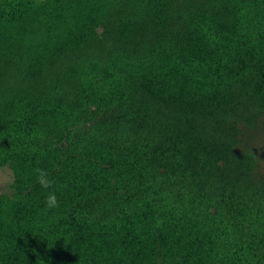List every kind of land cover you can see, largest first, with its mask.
Masks as SVG:
<instances>
[{"label":"rangeland","instance_id":"rangeland-1","mask_svg":"<svg viewBox=\"0 0 264 264\" xmlns=\"http://www.w3.org/2000/svg\"><path fill=\"white\" fill-rule=\"evenodd\" d=\"M51 4L44 12L25 9L10 23L0 24V154L10 135L20 137L30 149L24 164L13 155L0 157V194L14 187L13 195L27 200L14 206L20 210L18 219L37 229L28 202L40 195L38 168L47 170L55 181L59 201L52 210L44 204L43 212L60 210L61 196L69 203L102 204L99 194L116 190L121 198L116 203L129 204L145 190L140 177L146 176L159 180L155 192L161 195L167 191L183 196L193 187L201 205L210 211L220 204L215 187L222 186L225 192L254 191L256 183L242 175L248 166L237 147L243 126H258L264 118V36L257 32L263 25L264 0H52ZM253 24L255 32L250 36ZM199 29L210 35H200ZM141 43L144 49L138 51ZM127 54L131 59L138 55L136 61L125 65L121 58ZM230 61L234 62L231 75L226 69ZM207 62L218 76L213 86L206 76ZM82 71L92 75L91 84L78 74ZM87 99L94 102L87 107L90 122L118 119L126 126L129 121L132 148L117 143L118 148L121 144L126 148L117 155L89 136L79 158L73 152L58 165L57 159L43 163V152L57 153L69 133L77 130L78 122L67 120V114L84 112ZM125 113L130 117L125 118ZM141 124L150 130L144 132ZM89 129L87 124L85 130ZM163 129L177 131L173 140L185 146L188 158L180 161L183 156L177 150L169 153L171 141L165 139L163 148L161 137L150 135ZM128 156L133 160L129 164ZM21 174L31 176V181L25 184ZM66 179L76 186L62 194L58 185ZM96 207H91L95 216L87 226L74 219V212L56 214L47 244L35 254L20 253L24 257L3 264H142L141 255L117 252L120 240L114 236L122 226L111 224L114 216L101 215ZM135 212L133 208L130 215ZM139 219L134 218V225ZM132 223L126 222L129 229ZM128 228V233H135L134 227ZM64 234L71 241H63ZM179 241L175 238L154 252L153 264H248L250 260L248 254L220 241L208 248L185 242L179 246Z\"/></svg>","mask_w":264,"mask_h":264},{"label":"trees","instance_id":"trees-1","mask_svg":"<svg viewBox=\"0 0 264 264\" xmlns=\"http://www.w3.org/2000/svg\"><path fill=\"white\" fill-rule=\"evenodd\" d=\"M51 3L52 0H0V24L3 22L10 23V20L14 16L25 9H30L34 12H44L47 7L46 5L50 4L52 6ZM51 9L49 15L53 17L54 10L52 7ZM249 11H251V7H249ZM261 23L263 25H258L260 30L257 32L261 36H264V20ZM241 27H244V25L242 24ZM254 29L255 25L253 24L248 30L250 32L248 35L253 36ZM198 33L202 36L210 35L208 34L209 32L207 33L202 29H199ZM2 37V33H0V39ZM144 46V43L138 45V51L142 47L144 49ZM136 57L134 55V59H131V56L127 54L122 55L121 59L125 65H129L130 62L136 61ZM129 58L130 60L127 62ZM233 63V61H230L228 65L226 63V69H228L229 75L233 73ZM0 66H3L1 60ZM205 66L208 69L206 76L210 80V86H213L218 76L212 71L210 62H207ZM138 67L144 71L143 65H139ZM110 68L115 70L114 66ZM141 69L139 70L141 71ZM78 74L86 77V84H91L89 80L92 78V75L90 73L87 74V72L82 71ZM101 90L104 93L107 89L103 87ZM93 103L92 100L87 99L84 112L80 114L76 113L75 115L67 114V120L78 122L77 130L69 133L66 142L57 153L48 154L47 152H43V163H55L57 159L55 165H58L61 158L66 159L73 152L77 153V157L79 158L81 150L85 148L86 142L90 140L89 136L98 140L101 145L105 146L102 147L107 148V151L117 155L123 154L126 149L123 148L122 144L118 148L117 143H125L124 147L132 148L133 135L128 131L130 127L129 121L126 126L122 125V122L118 119L111 120L105 118L104 123L99 121L97 124L93 121L90 122L87 116V107ZM124 116L125 118H129L130 114L125 113ZM87 124L90 128L88 131L85 130ZM138 127L146 133L150 130V127H145L143 124ZM242 130L244 133L239 138L240 141L238 142L237 149L241 153V157L247 162L248 167L246 168V173H240L243 177L246 176L248 180L250 179L251 183H256L254 185V191L251 193H240L239 191H232L230 188V190L225 192V188L222 186L215 187L213 191L220 198L218 201L220 208H213L212 211L201 205L200 199L198 198L199 192L195 194L193 187H190L188 192H184L183 196L167 191L161 195L155 192V188L159 184L157 178H154L152 181L147 176L143 178L136 176V180H139V177L143 180L146 188L145 190L143 189L144 191L139 196L132 199L129 204L124 202L123 206H119L116 203L121 201V198H118L119 192L116 190L106 191L101 193V195L99 194L103 200L102 204L98 203L97 200H94L92 205H89L90 202L84 204L82 200V202L78 200L77 203H69L67 201L64 202V197L61 196L59 199L62 202L60 203V210L55 211V213L49 211L43 212L42 207L45 204L46 195L49 192H55L57 194L54 188L56 185L54 184L50 189H43L38 185L37 193L40 195L33 197L28 202L30 209L32 208L30 213L32 212L34 214L32 220L36 221L37 229H29L30 225L18 219L20 210L14 207L15 204L24 205V202H27V200L14 196V187H12L13 189L9 188L5 195L0 194V264H3L12 257H24L20 253L32 251L35 254L40 246L47 244V231L52 229V220L56 218V214H60L61 212L68 213L69 211L74 212V219L78 223L87 226L91 222V218L95 216L91 214V207L95 205H98L96 208L99 209L101 215L114 216L111 218V224L122 226L116 230L114 236L115 239L120 240L117 252L122 256L130 254V252L137 256L141 255L142 264H153L152 254L160 250L162 251L163 249L161 248H164L169 241L175 238L180 240L179 246H181V242H185L191 244L192 247L201 245L205 248L213 246L216 242L220 241L224 243V247L248 254L250 258L248 264H264V118L258 121V126L244 125ZM154 131L150 135L153 137L156 136L158 140L161 137L162 143L160 146L164 145L163 148H165V139L168 142L171 141L173 148L169 150V153H172L173 149L175 150L174 152L177 150L181 154V157L183 156L182 159L179 158L180 161L189 157V151L185 152L184 150L186 149H182L185 146L177 145L176 141L173 140V136L177 132L176 130L163 129L162 131ZM0 140H2L1 135ZM8 141V143L3 141L0 157L13 155L16 162L19 159L20 163H26L30 156L28 152L30 150L29 147L26 148L23 145V140L16 135L13 137L10 135ZM53 142V140H50L48 143L51 145ZM144 144L146 145L147 143ZM259 144H262V146L259 147ZM64 147H66V150H63ZM148 148L149 146L145 149L148 150ZM157 148H159L158 145L156 148L153 147L152 150L154 149L156 151ZM181 150L183 153H181ZM131 161L133 160L128 156L126 163L129 164ZM15 171L17 173L16 169ZM32 171L34 169H31ZM58 172L60 171L58 170ZM21 175L25 184L31 181V176ZM66 180V182L58 185V187H63L62 194L69 193L76 186L74 180ZM203 193L201 195L206 194ZM152 197L158 199L153 201ZM113 200L115 204L113 206L109 205V202ZM133 208H136V212L130 215ZM136 216H139L140 219L134 225V218ZM108 219L110 220L109 217ZM129 221L133 222L130 227L131 229L126 224ZM133 227L135 231H133ZM127 228L137 233V235L135 233H128ZM89 229L86 230L89 231ZM91 232L93 233L94 229ZM61 238L63 241H71L72 237L64 234ZM172 247L174 246L172 245ZM77 248L79 249V246ZM157 255L163 256L164 254L158 253Z\"/></svg>","mask_w":264,"mask_h":264},{"label":"clouds","instance_id":"clouds-1","mask_svg":"<svg viewBox=\"0 0 264 264\" xmlns=\"http://www.w3.org/2000/svg\"><path fill=\"white\" fill-rule=\"evenodd\" d=\"M37 183L43 189H50L54 186L55 181L49 177V173L45 169H36ZM45 207L52 210L59 207V201L56 198L55 192H49L45 198Z\"/></svg>","mask_w":264,"mask_h":264}]
</instances>
